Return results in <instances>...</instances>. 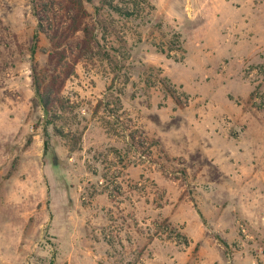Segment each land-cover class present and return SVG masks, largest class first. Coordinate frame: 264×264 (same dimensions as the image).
I'll return each instance as SVG.
<instances>
[{
	"label": "rangeland",
	"instance_id": "1",
	"mask_svg": "<svg viewBox=\"0 0 264 264\" xmlns=\"http://www.w3.org/2000/svg\"><path fill=\"white\" fill-rule=\"evenodd\" d=\"M199 1L0 0V264H264V57Z\"/></svg>",
	"mask_w": 264,
	"mask_h": 264
},
{
	"label": "crops",
	"instance_id": "2",
	"mask_svg": "<svg viewBox=\"0 0 264 264\" xmlns=\"http://www.w3.org/2000/svg\"><path fill=\"white\" fill-rule=\"evenodd\" d=\"M189 19L201 55L235 63L264 57V0H200Z\"/></svg>",
	"mask_w": 264,
	"mask_h": 264
},
{
	"label": "trees",
	"instance_id": "3",
	"mask_svg": "<svg viewBox=\"0 0 264 264\" xmlns=\"http://www.w3.org/2000/svg\"><path fill=\"white\" fill-rule=\"evenodd\" d=\"M108 7L111 9V10H114L115 12L117 13H121L123 16L125 17H130L132 14H133V10H129L128 8H120V7H117V6H114V5H111L110 2L107 4ZM133 7V6H132ZM135 7V6H134ZM34 40L36 39V36L33 37ZM32 79L35 83L36 81V78H35V75L32 74ZM35 94L37 96V100H38V104L40 105L41 109L43 111L46 110V107H47V102H48V93L47 92H44L42 94H39L37 89L35 90Z\"/></svg>",
	"mask_w": 264,
	"mask_h": 264
}]
</instances>
